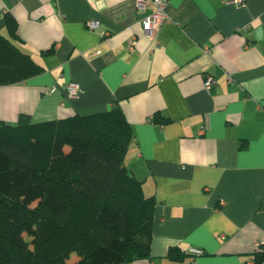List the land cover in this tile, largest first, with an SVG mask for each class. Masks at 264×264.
Segmentation results:
<instances>
[{
	"label": "crops",
	"instance_id": "0c3cea01",
	"mask_svg": "<svg viewBox=\"0 0 264 264\" xmlns=\"http://www.w3.org/2000/svg\"><path fill=\"white\" fill-rule=\"evenodd\" d=\"M151 11L134 0H0V32L40 68L0 85V121L119 106L131 130L123 164L155 200L151 258L119 264H264L252 255L264 240V0H168L171 22L145 35ZM170 248L202 254L173 259Z\"/></svg>",
	"mask_w": 264,
	"mask_h": 264
},
{
	"label": "trees",
	"instance_id": "16d2710c",
	"mask_svg": "<svg viewBox=\"0 0 264 264\" xmlns=\"http://www.w3.org/2000/svg\"><path fill=\"white\" fill-rule=\"evenodd\" d=\"M3 26L17 37L11 15L5 14ZM39 69L0 32V85ZM130 139L117 105L55 122L33 124L27 115L14 124L0 121V264L151 258L155 200L143 194L141 182L123 164ZM185 254L170 248L167 257ZM252 255L263 263L264 248H253Z\"/></svg>",
	"mask_w": 264,
	"mask_h": 264
},
{
	"label": "built area",
	"instance_id": "2783aa9c",
	"mask_svg": "<svg viewBox=\"0 0 264 264\" xmlns=\"http://www.w3.org/2000/svg\"><path fill=\"white\" fill-rule=\"evenodd\" d=\"M240 1V0H236ZM168 0H134V8L137 12H143L147 7H152V11L146 14L140 24L141 30L145 35H151L154 31L160 28L165 23L171 22V18L167 13ZM98 22L91 20L87 22V26L90 29L98 27ZM108 33H102V36H106ZM217 79L211 75H207L204 78L203 88L210 91L212 87L216 84ZM66 94L69 98L78 97L80 93V87L77 83L67 82L65 85ZM206 127V126H205ZM263 247L264 240H258L254 243V248ZM186 253L192 255H200L202 251L195 248H189Z\"/></svg>",
	"mask_w": 264,
	"mask_h": 264
},
{
	"label": "rangeland",
	"instance_id": "374dc122",
	"mask_svg": "<svg viewBox=\"0 0 264 264\" xmlns=\"http://www.w3.org/2000/svg\"><path fill=\"white\" fill-rule=\"evenodd\" d=\"M73 256H75V254H72L71 258H72Z\"/></svg>",
	"mask_w": 264,
	"mask_h": 264
}]
</instances>
